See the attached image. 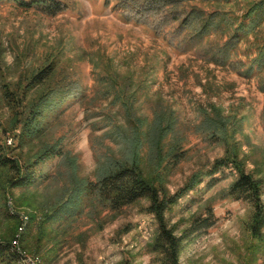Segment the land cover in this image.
<instances>
[{"label": "rangeland", "instance_id": "rangeland-1", "mask_svg": "<svg viewBox=\"0 0 264 264\" xmlns=\"http://www.w3.org/2000/svg\"><path fill=\"white\" fill-rule=\"evenodd\" d=\"M61 1L64 9L58 15L0 2V140L23 162L57 139L67 153L66 165L61 159L48 162L44 178L29 189L13 188L12 173L0 167V240L19 239L37 264H152L158 222L146 211L149 200L117 212L84 197L72 219L52 214L76 184L134 159L148 179L174 194L193 173L208 172L226 155L227 141L210 139L204 128L213 120L226 123L231 147L246 171L264 178V67L245 74L264 44V21L223 64L208 54L227 41V32H215L197 45L189 39L191 30L176 35L179 21L164 22L171 9L145 12L139 19L134 6L144 0ZM252 1L196 0L191 6L235 19ZM52 61L55 74L48 85L71 80L77 88L46 117L43 131L21 146L23 105L46 88L24 91V86ZM115 86L121 97L112 91ZM5 88L24 96L17 113ZM176 153L182 155L177 163L172 159ZM237 177L232 168L213 182L205 177L168 212L166 221L178 236L210 209L217 219L185 241L180 264H264V242L253 238L248 227L251 205L227 195Z\"/></svg>", "mask_w": 264, "mask_h": 264}, {"label": "trees", "instance_id": "trees-1", "mask_svg": "<svg viewBox=\"0 0 264 264\" xmlns=\"http://www.w3.org/2000/svg\"><path fill=\"white\" fill-rule=\"evenodd\" d=\"M144 1L140 5L134 6L136 9L135 16L140 19L145 12L161 13L163 9H171L170 18L168 16L164 17V22L170 20L179 21L180 28L176 35L191 30L192 33L189 39L192 42H197V45L203 43L208 36L215 32H227L229 36L227 41L215 53L208 54L210 60L223 64L231 62L239 42L253 35L264 21V0L249 2L245 14L235 19H226V12L207 13L198 5L191 6V3L196 0ZM0 2H11L23 9H36L48 15H58L64 9V4L61 0H0ZM134 2H137V0ZM188 7L192 8L188 10ZM223 22L224 25L222 24ZM161 24L164 25L162 21ZM255 66L258 68L264 67V44L260 47L257 56L245 74L251 75ZM54 74L55 65L52 61L33 72L27 79L24 91L41 85H45L46 88L37 100L23 105L26 109H24V112L27 111V114L22 133L18 136L19 145L21 146H23L25 141L34 138L43 131L46 117L59 107L62 99L73 95V91L77 88V85L71 83V80L66 83L56 82L53 86L48 85V80ZM111 89L119 97L122 96V91L119 87L115 86ZM4 96L12 110L17 113L24 96H16L15 92L9 88H5ZM123 106L129 112L128 103L124 102ZM219 122L213 120L208 122V125L204 126V128L209 131L207 135L210 139L214 140L220 136V138L227 141L230 147H228L226 155L217 158L208 172L198 170L193 173L190 179L174 194H169L165 190L162 191L159 188L160 186L156 185L155 180L148 179L136 159L130 163L117 162L114 167L109 166L105 172L100 173L95 180L76 184L65 202L59 205L52 216L58 217V219L62 218V220L72 219L81 211L84 197L96 198L101 204L117 212L142 200H149L150 205L146 208V211L153 214L158 222V234L152 244V251L155 253L152 264H180L185 241L214 226L217 219L214 212L210 209L206 216L195 218L183 235L178 236L175 229L169 226L166 221L168 212L182 198L203 184L205 177L210 178V182H213L216 179V175L222 173L225 168H232L237 171L238 177L229 187L227 195L251 205L253 212L248 227L253 238L263 243L264 178L246 171L244 161L239 158L236 148L231 147L233 144L231 143V137L227 133L226 123L220 122L219 124ZM118 132V135L125 137V132L121 128H118ZM136 135L141 136L139 130ZM134 140L139 141V138L135 137ZM62 141V139H57L52 143H48L33 160L23 162L14 154L11 146L0 140V167L9 169L12 173L11 186L19 189L34 187L41 178H44L43 167L55 159H61V163L66 165L67 153L62 147ZM135 154L138 155L137 153ZM157 157L159 161L164 160L161 154ZM181 157L182 155L176 153L172 159L177 163ZM16 243L17 247L12 244V241L0 240V264H27L26 253L17 238Z\"/></svg>", "mask_w": 264, "mask_h": 264}, {"label": "built area", "instance_id": "built-area-1", "mask_svg": "<svg viewBox=\"0 0 264 264\" xmlns=\"http://www.w3.org/2000/svg\"><path fill=\"white\" fill-rule=\"evenodd\" d=\"M12 244H14V246L17 247V243H16V239L15 241H12ZM27 257V255H25ZM30 261V264H35V260H29Z\"/></svg>", "mask_w": 264, "mask_h": 264}, {"label": "bare ground", "instance_id": "bare-ground-1", "mask_svg": "<svg viewBox=\"0 0 264 264\" xmlns=\"http://www.w3.org/2000/svg\"><path fill=\"white\" fill-rule=\"evenodd\" d=\"M29 260H33V259H30V258H28V256H27V258H26V262H27V264H30V261ZM35 264H37L36 262H35Z\"/></svg>", "mask_w": 264, "mask_h": 264}]
</instances>
